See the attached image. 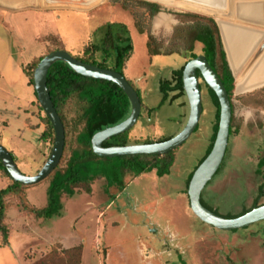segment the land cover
I'll use <instances>...</instances> for the list:
<instances>
[{
  "label": "rangeland",
  "instance_id": "rangeland-1",
  "mask_svg": "<svg viewBox=\"0 0 264 264\" xmlns=\"http://www.w3.org/2000/svg\"><path fill=\"white\" fill-rule=\"evenodd\" d=\"M23 1L28 5L0 6V75L3 76L0 78V102L28 108L31 95L24 84L28 64L52 53L51 50L61 43L64 50L56 51H65L73 57L88 40L98 46L97 56H100L105 36L103 25L118 23L125 26L132 44L125 79L135 89L141 81L143 86L139 92L147 108V111L142 110L129 132L131 145L172 138L183 129L188 112L186 98L162 104L159 84L170 78L172 70L191 60L184 41L177 34L184 26L182 17L198 15L212 19L218 29L217 16L148 0H96L91 5H86V0ZM139 2L155 4L159 12L149 18V10ZM262 2L264 14V0ZM223 13L226 15L229 11L223 10ZM138 27L154 38V47L161 55L148 56L146 37L137 33ZM168 52L172 54L164 55ZM193 53L202 55L199 44H194ZM238 78L235 75L231 101L239 129H232L225 158L201 197L221 216H237L250 209L256 199L258 205H264V187L262 193L259 192L263 180L258 171V163L264 156V105L250 104L254 98L264 99V86L239 93ZM9 80L12 83L10 91L7 89ZM201 93L202 111L197 129L175 150L169 175L158 178L154 172L143 174L127 183V192H122L120 198V192L114 188L105 192L104 180H98L92 184L91 194L83 192L71 198L63 197L61 216L49 221L20 214L13 206L8 212L9 239L11 235L16 239L20 237L21 243L31 236L42 243L36 246L43 257L55 249V245L49 244L50 239L62 240L69 249L81 247L80 264H264V221L246 229L223 232L201 223L190 210L188 177L210 145L216 114L213 99L203 84ZM32 106L27 115L35 124L39 122L42 129L36 97ZM25 124L28 130L18 132L12 147L7 144L6 132H3L0 145L9 150L24 175L34 176L49 157L53 143L40 140V128H35V124L31 126L29 121ZM20 147H24L25 152L20 153ZM5 185L0 179V189ZM47 188L48 184L42 181L29 186L26 190L28 202L36 206L45 203ZM127 194H130L128 206L120 202ZM54 226L57 231L50 233ZM34 249L31 247L25 252L24 260L35 258L33 252L38 251ZM8 255V251H0V264L11 262Z\"/></svg>",
  "mask_w": 264,
  "mask_h": 264
},
{
  "label": "trees",
  "instance_id": "trees-1",
  "mask_svg": "<svg viewBox=\"0 0 264 264\" xmlns=\"http://www.w3.org/2000/svg\"><path fill=\"white\" fill-rule=\"evenodd\" d=\"M138 4L149 10V18L159 12V7L155 4L146 2H139ZM182 22L184 23L183 28L180 27L178 30L176 28V30L179 38L185 43L184 48L189 52V59L197 57L193 53V46L194 44H199L202 55L226 90L232 111L231 135L233 128L237 131L239 129V122L234 118V105L231 101L234 78L225 58L218 29L212 19L198 15L183 16ZM102 28H105V36L102 40L101 55L97 56L98 46L88 40L83 43L81 51L73 58L87 65L113 70L124 76L127 61L132 53V44L128 31H126L124 25L118 23H106ZM137 33L146 37L145 46L150 57L161 55L154 47V38L152 36H147L140 27L137 28ZM61 45L55 50H51V52L64 50V45L62 43ZM171 54L172 52H168L164 55ZM99 57L101 58L100 61L98 60ZM41 59L43 57L37 58L27 65L25 76L28 78V86L33 87V73ZM109 60L112 62L109 63ZM184 66L173 70L168 80L160 82L159 89L162 94V104L171 103L178 98L185 97L182 85ZM197 77L200 81V87L202 84L205 86L216 107L213 135L204 157L199 162L200 164L212 148L217 131L219 109L214 93L204 84L199 73H197ZM46 88L64 129L62 157L52 173L42 181L48 184V188L46 203L41 207L33 206L28 202L26 190L29 186L14 182L0 162V179L6 184L3 189H0V248L8 246L10 234L8 212L11 207L14 206L20 214L31 216L33 219L49 221L61 216L63 197L71 198L83 192L91 194L92 184L98 180H104L105 192H108L111 188H116L117 191L122 193L128 182L143 174L154 172L158 178L169 175L175 160V151L163 156L136 155L112 159L97 157L93 154L90 143L92 137L106 128L121 123L130 114V103L126 95L115 84L84 78L74 73L65 63L57 62L47 72ZM135 91L141 102V111L144 108L147 111V108L142 103L139 90L135 89ZM254 96L252 95V97ZM242 99L239 98L238 100ZM244 102L245 100H242V103ZM250 104L253 106L264 105V99L262 97L254 98ZM186 106L188 107L187 102ZM38 110L39 114H41L40 116L38 115V119L42 125L40 140L44 143L49 142L52 144L54 140L52 126L41 108L38 107ZM129 132L104 142L103 148L131 145L128 139ZM168 139L170 138L160 139L157 142H163ZM147 143L151 142H142V144ZM258 171L263 180V184L259 187L261 194L264 187V156L258 163ZM193 172L188 177V184ZM260 194L259 198L261 197ZM201 204L206 209L218 214L204 203L202 198ZM258 206L260 205H258V199H256L252 207L244 210L241 214L223 217L236 218ZM80 260L81 247L68 250L55 248L51 250L49 255L42 256L32 264H80Z\"/></svg>",
  "mask_w": 264,
  "mask_h": 264
},
{
  "label": "water",
  "instance_id": "water-1",
  "mask_svg": "<svg viewBox=\"0 0 264 264\" xmlns=\"http://www.w3.org/2000/svg\"><path fill=\"white\" fill-rule=\"evenodd\" d=\"M217 23L222 48L226 54V61L231 75L234 78L235 73L228 61L222 32L219 22ZM263 52L264 41L259 45L257 50L251 53L249 60L244 66L243 75L246 76L247 72L254 66ZM57 62L65 63L74 73L84 78L111 82L119 87L126 95L131 107L128 117L121 123L96 133L90 142L94 155L110 159L136 155L163 156L181 147L194 133L201 117L202 93L200 81L197 77V73H199L204 84L214 93L218 101L219 116L212 148L205 159L195 169L188 184L187 195L190 210L201 223L223 232L246 229L264 221V205L258 206L236 218H225L206 209L201 204L203 190L217 174L225 158L232 118L231 105L226 90L203 55H198L196 58L189 60L184 66L182 72V85L187 100L188 115L183 129L176 136L163 142L108 148H103L102 145L104 142L130 131L139 119L141 102L135 89L121 74L113 70L101 69L79 62L65 51H55L45 56L40 60L34 70L33 90L39 107L52 126L54 133L53 146L49 157L41 169L34 176H26L18 169L12 155L0 145V162L14 182L25 186L38 184L52 173L62 157L64 148V129L46 88L47 72L49 68Z\"/></svg>",
  "mask_w": 264,
  "mask_h": 264
},
{
  "label": "bare ground",
  "instance_id": "bare-ground-1",
  "mask_svg": "<svg viewBox=\"0 0 264 264\" xmlns=\"http://www.w3.org/2000/svg\"><path fill=\"white\" fill-rule=\"evenodd\" d=\"M151 1L187 11L199 12L200 14L217 16L228 61L236 77L238 78L240 76L237 81L238 92L244 93L264 86V52L255 62L254 66L247 72L246 76L240 73L241 67L249 60L251 53L257 50L261 41L264 40L262 0ZM0 2V6L8 7L28 5V2L23 0H0ZM94 2L96 0H86V5H91ZM223 10L224 12L229 11V14L225 15ZM234 23L237 25H233ZM257 36L260 37V41L258 42H256Z\"/></svg>",
  "mask_w": 264,
  "mask_h": 264
},
{
  "label": "crops",
  "instance_id": "crops-1",
  "mask_svg": "<svg viewBox=\"0 0 264 264\" xmlns=\"http://www.w3.org/2000/svg\"><path fill=\"white\" fill-rule=\"evenodd\" d=\"M8 56L11 57V54H8ZM19 66L21 68V65H19ZM126 70H127V68L125 69V71ZM21 72H22V70H21ZM0 78L3 79V76L0 75ZM24 79H25L24 84L27 87V89L30 91V95L31 96H30L29 107H31L32 106V103H33V101L35 99L34 90H33V88H31V86H28V81H27V79H26L25 76H24ZM11 84L12 83L9 80V82H8V87L9 88H7L9 91H10V88H11L10 87ZM142 86L143 85L141 84V81L139 80L138 83H137V86H136L137 89L138 90L141 89ZM13 98H15L14 95H13ZM2 106H8V107H2ZM29 107L28 108H24V107L23 108H20L18 106L17 107H13V105H11V104H5L3 102H0V108H6V110H4V111L3 110H0V115H2V114L4 115V116H1L0 117V126H1V128H3L2 130H0V132H1L0 133V139L1 138L2 139L4 138L3 137V132L8 133V135H6L5 137H7V139H8L7 140V144H10L11 147L14 145V144H11L13 142V138L14 137L16 138V135L18 134V132L21 131V130L22 131L28 130L25 123H28V121H29V124H31V126L35 124V121H31L30 120L31 117L27 115V111L30 110ZM32 112H34V111H32ZM187 115H188V112H187ZM5 116H8V119ZM37 125L39 126V122L36 123L34 125V127L37 128V129L40 128V133L39 134H41V131H42L41 126L36 127ZM17 147H19V146H17ZM19 152L20 153L25 152V148L24 147L23 148L20 147V151ZM30 164L31 165L29 166V168L32 166L33 162H31ZM22 165H25V164L22 163ZM35 167H36V163H35ZM4 185H5V183H4ZM45 203H43L42 205H39V206H36L33 203L32 204L35 205L36 207H41V206L45 205ZM53 228H54V230H53ZM53 228H52V230H51L50 233H52V231L53 232H56L57 231L56 226H54ZM22 236H23V234H22ZM27 240L28 241L19 243L20 237L18 239H16V237H13L12 235L10 236V239L8 240V246L5 247V248L0 249V251L6 250V251L9 252L8 258L11 260V262H8L6 264H32L33 262H35L36 260H38L39 258L42 257L41 256V249L36 246V244L39 243V241L38 242L35 241V239L32 238L31 236H27ZM62 243H64V241H62V240H61V242L60 241H57V240H51V239L49 241V244L55 245V248H57V249H58V247H61L62 250H68L70 248V247H65V245L62 244ZM39 244L42 245L41 242ZM31 247H34L35 248L34 250L37 249L38 252L34 251L33 254H35V255H33V256H35V258H30L28 261H26V260H24L25 259L24 258L25 255L24 254H25V252L27 250H30ZM81 258H82V256H81Z\"/></svg>",
  "mask_w": 264,
  "mask_h": 264
},
{
  "label": "flooded vegetation",
  "instance_id": "flooded-vegetation-1",
  "mask_svg": "<svg viewBox=\"0 0 264 264\" xmlns=\"http://www.w3.org/2000/svg\"><path fill=\"white\" fill-rule=\"evenodd\" d=\"M201 84H202V83H201ZM200 88H201V87H200ZM141 112H142V111H141ZM141 112H140V114H141ZM139 116H140V115H139ZM127 186H128V185H127ZM127 186H126V188H127ZM126 188L123 190V193H125V194H126V192H127V191H126ZM114 189H116V188H114ZM116 190H117V189H116ZM121 194H122V193L119 194V198H120ZM129 195H130V194H127V196H126L127 198H125V196H124L123 200L120 201V202H124L125 205L128 206V198H129ZM117 200H118V199H117ZM120 202H119L118 204H120ZM131 210H134V209H131ZM143 218H147V217L143 215ZM161 227H162V229H163V226H161ZM166 233H167L168 236H169L170 232L167 231ZM156 242H157V241H156Z\"/></svg>",
  "mask_w": 264,
  "mask_h": 264
}]
</instances>
